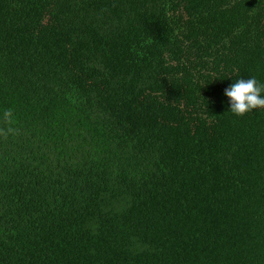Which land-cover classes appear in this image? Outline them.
I'll use <instances>...</instances> for the list:
<instances>
[{"label":"trees","instance_id":"obj_1","mask_svg":"<svg viewBox=\"0 0 264 264\" xmlns=\"http://www.w3.org/2000/svg\"><path fill=\"white\" fill-rule=\"evenodd\" d=\"M249 75L264 0H0V264H264Z\"/></svg>","mask_w":264,"mask_h":264},{"label":"clouds","instance_id":"obj_2","mask_svg":"<svg viewBox=\"0 0 264 264\" xmlns=\"http://www.w3.org/2000/svg\"><path fill=\"white\" fill-rule=\"evenodd\" d=\"M223 95L227 98V112L236 116L264 109V81L256 76L236 77L234 82L224 89Z\"/></svg>","mask_w":264,"mask_h":264}]
</instances>
